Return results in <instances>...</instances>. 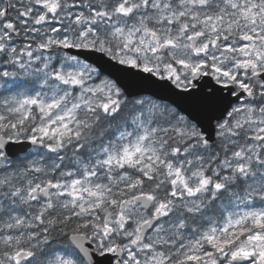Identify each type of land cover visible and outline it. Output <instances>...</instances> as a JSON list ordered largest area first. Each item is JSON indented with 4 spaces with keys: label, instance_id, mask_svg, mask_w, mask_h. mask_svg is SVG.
I'll return each instance as SVG.
<instances>
[{
    "label": "rangeland",
    "instance_id": "374dc122",
    "mask_svg": "<svg viewBox=\"0 0 264 264\" xmlns=\"http://www.w3.org/2000/svg\"><path fill=\"white\" fill-rule=\"evenodd\" d=\"M176 1L92 0L81 8L70 3L63 10L61 0H22L23 13L30 17L21 21V44L8 36L6 57L0 56V132L20 138L16 124H9L36 107L42 118L29 137L46 141L48 152L34 148L18 161H8L0 152V244L5 249L0 247V264L35 263L37 252L32 245L43 240L42 225L49 224L54 208L66 210L80 223L88 220L83 225L88 226L97 247L115 245L120 237L136 238L149 211L134 201L132 192L141 188L138 171L151 169L164 181L160 188L168 192L153 205V209L164 208V217L140 245L126 242V264H239L233 259L241 255L253 258L246 264H264V192L258 194L264 190V146L255 138L264 132V102L247 103L245 110L241 105L231 109L219 126V135L224 137L221 150L226 153L220 156L221 150H210L200 129L167 102L145 96L126 104V96L111 77L61 48L74 44L103 49L120 61L167 76L179 86L201 66L212 64L226 80L240 78L243 83L252 63L264 64V0ZM136 13L138 20L132 17ZM196 33H202L197 49L190 40ZM162 43L167 46L164 51ZM32 66L41 71L40 86L20 88L6 81L10 68L30 70ZM123 104L132 115L116 140L97 152L92 150L75 170L64 169L69 177L57 180L49 198L33 197L34 187L57 174L61 159L46 158L63 137L76 135L93 122L94 108L116 111ZM166 131L181 143L168 151L162 150L160 141ZM237 174L242 187L233 185L237 194L231 196V206L222 203L224 217L207 215L200 220L207 190L211 187L216 196L230 182L239 183ZM242 189L247 190L246 196L239 194ZM121 217L133 225L124 226ZM189 219L210 225L190 239L183 230ZM246 221L260 227L249 232L243 226ZM241 230L248 237L233 243L230 237ZM180 237L186 242L173 253L168 245ZM22 239L29 246L18 245ZM21 250L32 254L19 259ZM70 261L59 253L43 264Z\"/></svg>",
    "mask_w": 264,
    "mask_h": 264
},
{
    "label": "water",
    "instance_id": "95a60500",
    "mask_svg": "<svg viewBox=\"0 0 264 264\" xmlns=\"http://www.w3.org/2000/svg\"><path fill=\"white\" fill-rule=\"evenodd\" d=\"M200 36L201 34L191 36L193 45ZM63 48L71 54L84 58L97 66L100 72L113 78L127 97L146 94L169 102L198 125L209 145L213 144L217 137L216 122L225 118L233 103L238 101L242 95L246 97L253 95L252 93L247 94L244 89L234 92L235 86L233 84L223 85L217 82L211 74L203 73L201 70L193 72L194 85L185 88L178 86L169 77H162L152 70L122 62L98 48L75 45H67ZM165 49L166 45L163 44L161 50ZM260 75L264 80V72ZM43 145L41 140L12 139L0 132V151L2 158L5 159H11L25 153L33 146L42 147ZM52 185V182H49L41 188L44 196H49ZM32 193L37 194V190L34 189ZM135 200L149 206L153 198L147 194H138L135 196ZM157 220L158 217H153L142 224L136 243H139L153 228ZM70 241L88 264H122L120 245L116 254L118 258L114 260L115 254L99 253L92 239L83 232L72 233ZM26 255V251L19 253L20 258H24ZM235 259L239 260L240 257Z\"/></svg>",
    "mask_w": 264,
    "mask_h": 264
},
{
    "label": "flooded vegetation",
    "instance_id": "af4514ba",
    "mask_svg": "<svg viewBox=\"0 0 264 264\" xmlns=\"http://www.w3.org/2000/svg\"><path fill=\"white\" fill-rule=\"evenodd\" d=\"M126 1H128V0H126ZM61 2H62V5H61L62 9L63 8L68 9L70 3H75V7L81 8L82 5L85 6V5L90 4L92 2V0H61ZM98 2H100V0H98ZM176 4H179L178 0L176 1ZM263 5H264V2H263ZM29 17H30L29 14H27L26 12L23 13L22 0H0V56L3 55L2 57H4V58L6 57V45H7V41H8L7 40L8 36L13 38L12 41L14 44H18V45L21 44V41H20L21 40L20 28H21V24H22L21 21H22V19L29 18ZM201 40H202V37L194 45L191 43V46L193 48L197 49V44ZM262 51H264V48ZM222 56H223V52H222ZM252 64H253V67H251V68L249 67V69H250L249 75L250 76L245 77V81L243 82L245 84L240 82V78L226 80L224 78V75L217 72L212 64H209L208 66H201L200 68L196 69V70H201L205 73L211 74L217 82L222 83L223 85L233 84L235 86L234 92H237L240 89H244L249 94H251V93L253 94L251 97H246L245 95H242L238 101L233 103V105L229 109L227 115L229 114V112L231 111V109L235 105L236 106L241 105V109L245 110L247 103L260 105L261 102H264V80L261 78V75H260L261 73L264 72V64H262L261 62H259L257 66L254 65V63H252ZM187 83H184L181 86L182 87H190L194 84L193 80H192V73H191V77L189 78V81ZM227 115H226V118L217 122V140L214 144L215 146L213 145V146L209 147L210 150H216L217 152H220V148H221L220 147V140L223 139L224 137L219 135V132H220L219 126L223 121H225L229 118V116H227ZM109 127L111 128L110 125H109ZM233 128H235V125H233L231 127V129H233ZM235 132H238V133L240 132V136L241 135L244 136L243 132H241V129L236 128ZM255 138L257 141L259 140L261 143H263V146H264V132H261L258 135H255ZM70 150H72V149L56 150V151H54V153L51 152L53 154V157L50 156V157L46 158V159H51V158L59 157L61 159V164L59 166H57L55 173L58 174L59 168L65 166V163L68 160H71L73 162H76V161L80 162L81 159L87 158L85 156V157H81V158L79 157L78 159H76V158H74V156H71V154L69 153ZM41 151H47L48 152V149L41 150ZM67 152H68V154H66ZM88 152H89V154L92 153L90 150H88ZM261 161H262V158H261ZM75 166H77V165H75ZM57 174H55L53 176V179L51 180L54 182V186H55L57 180L60 178V176H58ZM238 180H239L238 184H240V186L242 187V185H241L242 178L238 179ZM229 189H233V188L226 187L223 190H221V192L219 194L217 192V195H216L217 197L214 196V193L211 190V187L207 190V193L205 194L206 195L205 198L208 199V201H207L208 204H206L205 212L208 215H212V208L210 207V204H209L212 202V201H210V200H212V198H214V197L219 198V197H222L223 195H224V198H226V196H230V194L232 196L237 194V192L234 189L233 190H229ZM262 192H264V190H260L258 194H260ZM241 193H244V195L246 196L247 190L242 189L239 194H241ZM156 198H158V197H155V199ZM161 198H162V196H161ZM258 200L259 199H256V201H258ZM262 201L264 202V199ZM148 211L151 212L150 213L151 216H154L156 214L164 215V208L163 207H157V208L153 209V207L151 206V208H149ZM54 212H56V213H54ZM51 214L52 215L49 219V224H48L47 228L44 229L45 232L42 231L40 233L41 239H42L41 234L45 233L46 242L47 243L51 242L50 244L52 247L50 246V244H48L49 249L47 250V252H49L51 255L49 253H47L49 255V256H47V259L49 258L50 260H54L57 256V254L61 253V257L65 258V259L66 258L71 259L69 264H87L86 261L84 260L83 256L77 251V249L74 248V246H72L70 244V235L72 233H75V232H86L87 234H89L88 233L89 229L87 228L88 226L83 225V223H85V222L80 223L79 220H77L76 216H72V215L69 216L66 213V210H60L58 208H54V210H51ZM100 215H101V213H100ZM52 216H55L56 218L53 220ZM87 222H88V220L86 221V223ZM243 226L248 228L249 232H253L256 228L260 227L257 223H251L249 221L243 222ZM187 228H188V225L185 228H183V230H186ZM60 231H62V232H60ZM50 232L52 233V235H54V234H56V235L52 236ZM54 232H56V233H54ZM57 234H59V235H57ZM56 240H59V241H57V243H56ZM129 240H132L134 243V237L133 236L120 237V238H118V240L114 241L115 245L108 244L107 246H105L103 248L97 247V244L95 243L96 250L99 253L108 252V253H111L113 255L115 254L114 260H117L118 256L116 254L118 252V246L121 245V246H123L124 250H121V257L120 258L123 261L122 264H126L125 260H126L127 251L125 249V246H126V242ZM39 245H42L41 242ZM39 245H35V246H39ZM42 248H43L42 251H44L47 247H42ZM34 250H35V252H37L36 249H34ZM29 253L32 254L31 252H29ZM242 257L243 258H241V260L239 261V264H246V263L251 262L253 260V258L250 255H248V256L242 255ZM260 264H263V261Z\"/></svg>",
    "mask_w": 264,
    "mask_h": 264
},
{
    "label": "trees",
    "instance_id": "16d2710c",
    "mask_svg": "<svg viewBox=\"0 0 264 264\" xmlns=\"http://www.w3.org/2000/svg\"><path fill=\"white\" fill-rule=\"evenodd\" d=\"M41 77L42 76H41L40 69H38L37 66H32L30 70H25V71L23 70L20 75L17 74L14 77H11L9 79L8 77H6L5 79L7 80V82L12 83L14 86L33 89L36 86V84L40 86V84L38 83L39 82L38 80ZM49 82H51L50 79H49ZM143 97L145 96L127 98L126 101L127 103H133L135 100L143 98ZM128 115H130L129 109L126 106L122 105L120 106V110H117L112 113L101 114V116H96V121L93 124L86 126L85 130L81 132L79 135L72 136L67 139L65 138L63 145L66 147V149H72L69 151L71 156L85 157L87 155V149L100 148L106 144H109L115 137V132L117 130H120V127L123 123V117L128 116ZM38 117H39V112H33L27 117L14 118L9 124V126L12 125V123H15L17 130L18 131L20 130L19 135L26 136L30 133L31 129L37 124ZM109 125L111 126V128L109 127ZM169 131L173 132L172 129H170ZM160 141L163 144L162 150L164 151H168L169 149L172 150L174 147L179 146L177 138H174L168 131L165 132V135L161 138ZM229 147L231 148V145H229ZM66 154H68V152ZM224 154L225 153L223 152V155ZM140 174L143 175V178H144V182L142 184L143 191H146V192L158 191V183L156 182L157 181L156 172H153L151 177H146L142 172H140ZM232 202H233L232 199H228L226 204L228 206H231ZM213 203H214L213 205H214L215 210H219L220 204L216 202H213ZM199 230H200V222L197 221L196 231H199ZM242 233L243 231L241 230L232 236L231 234H229V237L231 236L230 240L233 242H238L239 239L242 237ZM47 245L48 243L44 242V245L42 244V246H39L38 250L46 246L47 248L44 250L46 251L47 249H49ZM0 247H2V245Z\"/></svg>",
    "mask_w": 264,
    "mask_h": 264
},
{
    "label": "bare ground",
    "instance_id": "6f19581e",
    "mask_svg": "<svg viewBox=\"0 0 264 264\" xmlns=\"http://www.w3.org/2000/svg\"><path fill=\"white\" fill-rule=\"evenodd\" d=\"M47 160V159H46ZM63 229V228H62ZM51 230V229H50ZM60 230V229H59ZM52 231V230H51ZM53 232V231H52ZM58 232V231H57ZM60 232H62V231H60ZM67 232V231H66ZM51 233V232H50ZM54 233H56V232H54ZM60 234V233H59ZM59 234H57V235H59ZM42 235V234H41ZM51 235H52V233H51ZM56 234H54V235H52V236H55ZM61 235V234H60ZM58 237V236H57ZM62 237V236H61ZM59 238V237H58ZM50 240V239H49ZM54 240V239H53ZM52 240V241H53ZM57 241H59V240H56V243H57ZM51 243V242H50ZM49 242H48V244H50ZM53 244V243H52ZM44 245V244H43ZM54 245V244H53ZM1 246V245H0ZM29 246V245H28ZM48 246V245H47ZM50 246H51V244H50ZM44 247H46V246H44ZM49 247V246H48ZM52 247V246H51ZM50 247V248H51ZM58 247V246H57ZM2 248V247H1ZM39 248V247H38ZM3 250H5L4 248H2ZM43 249V248H42ZM48 250V249H47ZM52 250V249H51ZM53 251V250H52ZM57 251V250H56ZM1 252V251H0ZM52 253V252H51ZM54 253V252H53ZM50 254V253H49ZM51 255V254H50ZM49 256V255H48Z\"/></svg>",
    "mask_w": 264,
    "mask_h": 264
}]
</instances>
